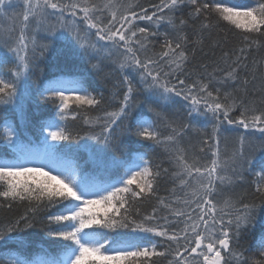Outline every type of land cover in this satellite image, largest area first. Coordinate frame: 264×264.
<instances>
[{"label": "snow or ice", "instance_id": "1", "mask_svg": "<svg viewBox=\"0 0 264 264\" xmlns=\"http://www.w3.org/2000/svg\"><path fill=\"white\" fill-rule=\"evenodd\" d=\"M150 7L151 14L137 2L124 0H0V104L16 103L21 82L30 79L37 59L58 41L82 58L95 59L92 68L104 79L116 71L121 77L114 85L112 110L104 109L103 117L84 119L89 129L99 126L98 132L74 135L57 123L104 105L102 93L98 97L88 91L91 84L68 78L71 69L61 70V76L48 82L41 93L56 108L57 119L45 122L46 135L39 146L22 142L11 125L4 127L3 139L13 155L0 157V197L8 208L23 202L27 208L0 228V249H7L0 251V264H159L154 258L168 257L167 264H264V233L257 241L262 259L250 262L245 255L249 250L242 247L258 222V213L264 211V108L246 99L248 56L254 47H261L259 37L264 36V0H159ZM185 8L187 18L177 16ZM213 18L216 25L223 21L243 33V45L222 54L224 68L208 71L205 64L203 72L189 79L187 66L195 50H189L186 29L191 27L197 37L193 44L203 45V30L212 27ZM137 21H149L157 30ZM162 23L172 33H163L161 50L149 55L153 43L149 37L160 34ZM9 57L14 60L8 69L11 79L4 74ZM108 65L111 71H106ZM228 85L232 91L222 89ZM181 100L186 102L183 112L176 107ZM70 101L79 111H69ZM259 103L264 105V98ZM209 116L210 133L198 127V118ZM189 133L201 134L198 144L189 147L210 153V159L202 161L183 146ZM122 137L138 149L126 159L111 158L112 168L124 169L115 180L107 172L105 179L98 180L78 170L58 147L63 141L91 139L112 148ZM222 139L235 145L230 154L222 155ZM142 142L153 151L162 149L173 170L154 166L147 152L139 151L145 148ZM249 176L259 203H245L231 194ZM162 179L172 181L173 199L158 196ZM153 197L158 207L141 215L137 202ZM57 206L46 217V235L69 243L58 245L63 249L59 259L47 252L30 256L34 234L21 233L35 226L37 211ZM160 207L180 218L183 227L170 231L168 216H157ZM95 229L118 235L101 239L102 233L87 231Z\"/></svg>", "mask_w": 264, "mask_h": 264}, {"label": "trees", "instance_id": "2", "mask_svg": "<svg viewBox=\"0 0 264 264\" xmlns=\"http://www.w3.org/2000/svg\"><path fill=\"white\" fill-rule=\"evenodd\" d=\"M129 2H137L139 5L148 8L149 14H151L153 9L150 6L159 3V0H124V3ZM136 11H139V8H137ZM181 15H183L184 18H187L188 8H185L182 13H177V16ZM202 19L203 17H201V20ZM4 23L6 24L7 22L5 21ZM137 23L140 26H147L150 30H157L149 21H137ZM198 23L199 22H197V27ZM209 23L212 27L203 30V45L193 44L191 41H194L197 37L194 35L191 27L186 29L190 40L188 45L189 50H195V56L190 60L187 66V72L191 73L189 79H195L196 74L203 72L204 68L201 66L205 64L208 66V71H212V69L217 66L224 68L225 65L221 59L222 54L226 51L232 52L237 50L243 45V41L241 40L243 33L232 29L230 25L223 21H221L219 25H216L215 18L210 20ZM158 32L160 34L156 37H149V40L153 42L148 46L149 55L161 50L160 45L163 42V33L169 32L171 34L172 29L166 23H162ZM259 41L261 47H259V49L254 47L253 51L249 53L248 56L247 63L249 65V71L247 77L250 83L248 85V96L246 99L255 100L258 108H264V105L259 103L261 98H264V36L259 37ZM253 61L257 62L255 67ZM36 63L38 64V67L32 71L30 79L26 82H21L19 85L16 103L0 104V157L11 158L13 155L11 147H9L3 139V129L6 125H11L19 135L21 141L25 144H29L30 146L40 145L41 140L46 134V130L44 129L45 122L57 119L56 108L51 102H46L41 93L48 82L61 76V70L67 73V71L71 69L72 76L68 78H77L85 82L86 85L91 84V87H88L89 92H92L93 95L98 97L101 93L104 96L103 108L89 110L87 114L81 112L75 120H73L71 116H69V119L66 121H59L57 119V123L66 126L74 135L77 132H79L80 135H84V133L88 131L98 132L100 130L99 126H96L94 129H89V126L84 124V119L88 116L103 117L104 109L112 110L115 106V102L111 100V97L115 90L114 85L121 79L118 71L114 72L109 79H104L102 74L98 75L92 68V64L96 63L95 59L89 61L87 57L82 58L76 50L59 41L56 42L43 57L38 58ZM13 66L14 60L9 57L7 67L4 69L5 77L8 79L12 78L8 69ZM111 70L112 66L108 65L106 71ZM217 75H219V73H217ZM241 75L243 76L244 74L242 73ZM253 75H255V80L252 79ZM222 89L232 91L230 85L222 86ZM236 94L242 95V93ZM185 104L186 102L181 100L176 107L183 112L186 111V109L181 106ZM70 105V112L79 111L76 109L75 104L70 102ZM232 115L233 118L236 117V113H233ZM210 119V116L207 119L199 117L198 120L200 123L198 124V127L206 128L210 133ZM224 127L230 126L225 124ZM162 132L166 134L167 129H162ZM238 132L243 134L244 130L240 128L238 129ZM200 135V133H189V136L183 139L182 144L186 149H189L190 154L194 153L204 161L210 159V153H200L198 147H189L190 145L196 146L198 144ZM256 135L258 136L259 133ZM142 143L145 144V148L139 149V151L147 152L154 166L160 164L162 168H169L170 171L173 170L167 158V154H165L162 149L156 148L153 151L148 142ZM82 145H87V147H82ZM58 147L62 149V154L65 158L71 161L78 170L85 174L94 175L98 180L105 179L106 172L113 180L119 176H123V168L116 169L111 167V158L126 159L134 155L135 151L138 149V145L131 144L128 137H122L121 142L116 147L112 148H104L103 145L98 144L95 140L91 139L80 140L78 143L75 142V140L63 141L59 143ZM234 147V144L229 143L226 145L223 139L221 140L220 150L222 155L226 152L230 154ZM252 180L253 177L249 176L246 177L245 183L236 185L231 190L233 198H242L245 203H252L253 201L259 203V200L256 199L254 195V188L251 183ZM173 186L174 185L170 179H162L158 186V196L166 199H173L174 197L171 192ZM224 191L228 192L229 190L225 188ZM217 199L222 200L223 197L221 196ZM7 203V201H4L3 198L0 197V204L4 205L3 207H0V228L13 223L15 219L25 213L27 208V202L13 203L11 208L6 206ZM137 206L139 207L141 215H144L151 213L153 208H157L158 203L156 198L153 197L149 201L142 203L137 202ZM58 207L59 206L37 211L34 220L35 226L32 229L21 233V235L25 236L29 235V233L34 234L32 238L33 242L28 247V254L30 256H36L42 252H47L49 257L59 259L62 255L63 249L58 245L69 243L52 241L51 238L46 235V231L49 227L46 217L50 213L56 212ZM121 212H123V209H121ZM28 214L29 216L32 215V213ZM133 214H135V209H133ZM157 216H168L170 223H168L167 227L170 231L172 229L179 230L183 227L180 218L171 216L165 208L160 207ZM257 220L258 222L255 228L250 229L247 236L242 241V247L249 250L245 255L250 262L252 260L262 259L257 248V241L261 234L264 233V211L258 213ZM159 222L162 224L164 223L162 219H160ZM21 227H23V224H21ZM87 231H98L102 233V236L100 237L101 239L105 237L111 239L118 235L117 232H110L106 229ZM153 239L160 241L162 245L166 244V242L162 241L159 237H154ZM9 247L12 251H16L12 246ZM160 250H162V248ZM0 251H7V249H0ZM170 258L171 257L154 259H156L159 264H167V260Z\"/></svg>", "mask_w": 264, "mask_h": 264}, {"label": "rangeland", "instance_id": "3", "mask_svg": "<svg viewBox=\"0 0 264 264\" xmlns=\"http://www.w3.org/2000/svg\"><path fill=\"white\" fill-rule=\"evenodd\" d=\"M70 102H71V101H70ZM70 102H69V103H70ZM45 135H46V134H45ZM45 135H44V136H45ZM49 143H52V142H51V141H49Z\"/></svg>", "mask_w": 264, "mask_h": 264}]
</instances>
